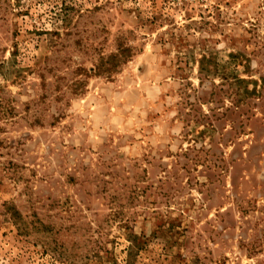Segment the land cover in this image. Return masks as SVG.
<instances>
[{"label":"rangeland","instance_id":"rangeland-1","mask_svg":"<svg viewBox=\"0 0 264 264\" xmlns=\"http://www.w3.org/2000/svg\"><path fill=\"white\" fill-rule=\"evenodd\" d=\"M0 264H264V0H0Z\"/></svg>","mask_w":264,"mask_h":264},{"label":"trees","instance_id":"trees-1","mask_svg":"<svg viewBox=\"0 0 264 264\" xmlns=\"http://www.w3.org/2000/svg\"><path fill=\"white\" fill-rule=\"evenodd\" d=\"M203 59H204V58L202 57V59H201V60H203ZM201 60H200V61H201ZM246 93H250V92H247V91H246Z\"/></svg>","mask_w":264,"mask_h":264}]
</instances>
